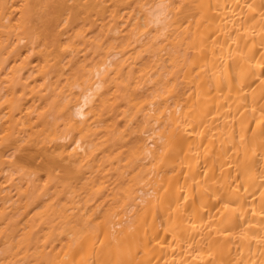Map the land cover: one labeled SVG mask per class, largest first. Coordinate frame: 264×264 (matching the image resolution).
<instances>
[{
  "label": "bare ground",
  "instance_id": "1",
  "mask_svg": "<svg viewBox=\"0 0 264 264\" xmlns=\"http://www.w3.org/2000/svg\"><path fill=\"white\" fill-rule=\"evenodd\" d=\"M0 264H264V0H0Z\"/></svg>",
  "mask_w": 264,
  "mask_h": 264
}]
</instances>
